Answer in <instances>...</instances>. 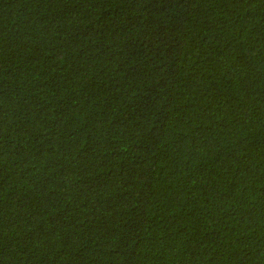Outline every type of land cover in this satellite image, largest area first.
Here are the masks:
<instances>
[{
	"label": "trees",
	"instance_id": "obj_1",
	"mask_svg": "<svg viewBox=\"0 0 264 264\" xmlns=\"http://www.w3.org/2000/svg\"><path fill=\"white\" fill-rule=\"evenodd\" d=\"M0 264H264V0H0Z\"/></svg>",
	"mask_w": 264,
	"mask_h": 264
}]
</instances>
